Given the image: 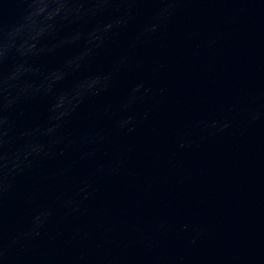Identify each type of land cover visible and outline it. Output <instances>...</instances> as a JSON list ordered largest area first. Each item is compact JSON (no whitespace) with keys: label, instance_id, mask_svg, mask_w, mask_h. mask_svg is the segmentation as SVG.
<instances>
[{"label":"clouds","instance_id":"obj_1","mask_svg":"<svg viewBox=\"0 0 264 264\" xmlns=\"http://www.w3.org/2000/svg\"><path fill=\"white\" fill-rule=\"evenodd\" d=\"M24 6L19 21L0 30V197L11 187V178L31 167L36 158L48 156L52 145L39 142L40 137H55L66 118L93 95L105 91L110 84L111 74L86 76L78 80L71 88L56 92L55 83L64 78L68 71L79 70L91 58L94 48L101 47L108 34L127 23L125 17H118L107 23L95 24L88 33H78L87 37V51L79 57V62L67 61L62 74L55 80L50 79V72L30 65L45 53V42L55 40L66 24H91L106 6L116 0H19ZM133 3L135 0H120ZM162 5L153 17L154 23L146 32H154L167 23L175 10L176 0H157ZM30 41L28 48L24 47ZM48 48L47 51H52ZM15 63L10 71H5L9 58ZM57 71V70H53ZM138 91L137 89L133 90ZM49 99L50 126L35 125L28 129H17L11 119V112L20 105L33 99ZM255 118V117H254ZM132 118L119 122L123 128L131 123ZM216 122H212L214 127ZM228 127L224 123L218 131ZM131 131V129H129ZM50 213H42L33 219V228L43 224ZM43 217V219H42ZM39 234L38 232L36 233Z\"/></svg>","mask_w":264,"mask_h":264}]
</instances>
